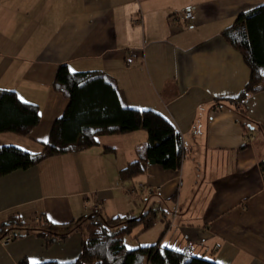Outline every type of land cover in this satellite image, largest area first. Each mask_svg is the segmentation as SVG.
I'll list each match as a JSON object with an SVG mask.
<instances>
[{
	"label": "crops",
	"instance_id": "1",
	"mask_svg": "<svg viewBox=\"0 0 264 264\" xmlns=\"http://www.w3.org/2000/svg\"><path fill=\"white\" fill-rule=\"evenodd\" d=\"M262 5L264 0H0V89L16 91L42 116L29 136L0 134V146L42 151L68 105L54 89L57 68L66 64L72 72L113 78L129 107L165 116L186 147L179 171L140 168L137 147L148 142L146 131L105 135L89 149L2 176L0 240L10 236L3 226L12 219L21 227L48 220L64 234L93 214L137 217L152 208L157 222L138 238L139 246L160 240L218 264H264V89L243 103L232 101L251 69L224 36L239 15ZM188 6L196 11L192 23L181 15ZM250 122L254 126L246 130L243 124ZM128 167L136 174L125 180L120 172ZM137 183L153 191L135 199L127 188ZM39 232L7 246L0 242V264L79 257L81 230L64 239Z\"/></svg>",
	"mask_w": 264,
	"mask_h": 264
},
{
	"label": "trees",
	"instance_id": "2",
	"mask_svg": "<svg viewBox=\"0 0 264 264\" xmlns=\"http://www.w3.org/2000/svg\"><path fill=\"white\" fill-rule=\"evenodd\" d=\"M224 36L243 54L251 69L250 81L232 100L243 103L249 95L264 89V5L239 15L234 24L224 31ZM54 89L68 100V105L63 115L53 122L42 151L30 153L15 146H0V177L29 169L49 157L94 147L99 144L101 136L139 130L148 133V142L137 147L136 167L156 164L165 170L181 169L186 147L175 125L151 109L129 107L116 81L107 74L100 71L72 72L66 64H62L56 71ZM41 119L37 105L23 101L16 91L0 89V134L29 136ZM243 125L250 130L254 123ZM120 173L123 179L128 180L136 171L128 167ZM157 219L158 214L152 208L137 217L99 218L93 214L85 223L69 230H81L84 235L76 260L37 264H218L214 259L162 246L160 240L133 249L127 247L126 236L138 239L154 228ZM17 220L7 221L3 226L13 239L31 231H40V236L48 234L63 239L69 233H57L56 225L48 220L34 227H21ZM50 243L51 240L47 241V245ZM21 264L31 263L24 260Z\"/></svg>",
	"mask_w": 264,
	"mask_h": 264
},
{
	"label": "rangeland",
	"instance_id": "3",
	"mask_svg": "<svg viewBox=\"0 0 264 264\" xmlns=\"http://www.w3.org/2000/svg\"><path fill=\"white\" fill-rule=\"evenodd\" d=\"M20 136V135H19ZM141 184H143V183H141ZM144 185V184H143ZM141 185H140V183H137V185H134V186H132V187H130V188H127V193L129 194V191H132L133 189H135V193H132L131 194V197H133V198H135V199H139L140 197H144V196H146V194L147 195H149L151 192H146V190H144L143 188H141L140 187ZM144 186H146V185H144ZM149 188H151V187H149ZM140 214V213H139ZM139 214H137V215H139ZM176 216H177V213L176 214H173V219L174 218H176ZM84 223L86 222V220L85 221H83ZM83 222H81V223H83ZM81 223H77V225L78 224H81ZM149 232V231H148ZM147 233V232H146ZM145 234V233H144ZM143 235V234H142ZM141 236V235H140ZM8 237V236H7ZM7 237H5V238H7ZM4 238V239H5ZM143 238H140V239H135V238H133L132 236H126L125 237V243H126V245H127V247L128 248H130V249H133V248H136L137 246H139V243H141L143 240H142Z\"/></svg>",
	"mask_w": 264,
	"mask_h": 264
},
{
	"label": "built area",
	"instance_id": "4",
	"mask_svg": "<svg viewBox=\"0 0 264 264\" xmlns=\"http://www.w3.org/2000/svg\"><path fill=\"white\" fill-rule=\"evenodd\" d=\"M181 15L182 18L188 22V23H192L195 19H196V11H195V7L193 6H188L185 7L182 11H181ZM140 187L143 188L144 190H146V192H152L153 189L149 188L148 186H144L143 184L140 183ZM132 193H135V189H133L132 191H129V194L131 195ZM177 213V209H175L173 214ZM12 236H8L7 238L0 240V242L4 245L7 246L11 243L12 241Z\"/></svg>",
	"mask_w": 264,
	"mask_h": 264
}]
</instances>
